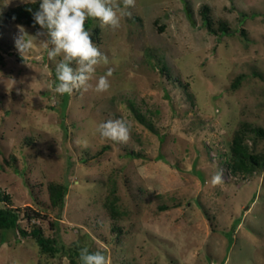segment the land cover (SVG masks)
<instances>
[{
  "label": "rangeland",
  "instance_id": "374dc122",
  "mask_svg": "<svg viewBox=\"0 0 264 264\" xmlns=\"http://www.w3.org/2000/svg\"><path fill=\"white\" fill-rule=\"evenodd\" d=\"M34 1L0 0V209H16L28 234L37 227L110 264H264V167L237 176L227 167L244 125L248 151L264 152L251 131L264 129V0H135L117 29L90 19L108 63L87 91L62 96L53 91L62 56L49 60L39 40L23 57L15 47L19 27L35 36L39 25L3 18ZM109 69L108 91L96 93ZM109 119L129 126L126 143L101 139ZM48 183L68 187L59 211ZM0 264L71 263L10 229L0 231Z\"/></svg>",
  "mask_w": 264,
  "mask_h": 264
},
{
  "label": "clouds",
  "instance_id": "9594fccd",
  "mask_svg": "<svg viewBox=\"0 0 264 264\" xmlns=\"http://www.w3.org/2000/svg\"><path fill=\"white\" fill-rule=\"evenodd\" d=\"M122 4L123 7L118 0H40L33 20L42 31L30 36L23 27H19L15 47L23 57L33 47V43L39 40L47 50L49 60L62 56L55 67L58 83L53 82L54 93L62 96L71 95L76 90L87 91L97 66L107 64L108 59L92 43L85 24L92 19L98 20L101 28H119L121 18L131 15L128 9L135 6V0H122ZM40 37L44 39H38ZM72 64L76 65L75 69L70 66ZM111 75L109 69L106 75L99 76L94 87L96 93L108 91V77ZM55 101L56 97L53 96ZM97 131L102 140L116 143H126L130 138L129 126L120 119L100 123ZM210 182L213 186L222 184V173L217 172ZM79 259L81 264H110L109 258L103 253H90L87 247L80 250Z\"/></svg>",
  "mask_w": 264,
  "mask_h": 264
},
{
  "label": "trees",
  "instance_id": "16d2710c",
  "mask_svg": "<svg viewBox=\"0 0 264 264\" xmlns=\"http://www.w3.org/2000/svg\"><path fill=\"white\" fill-rule=\"evenodd\" d=\"M40 1L36 0L30 3H24L6 10L3 15V18L8 23L19 24L27 27H36L38 25L34 24L33 14L38 9ZM202 14V25L208 30L211 29V21L208 17V7L204 6L201 11ZM90 19L86 22L85 28L89 29ZM239 31V30H238ZM93 33L98 34L97 30H93ZM227 28L225 26L220 27V35H227ZM242 33V31H241ZM91 40L93 37L91 36ZM240 78H238L234 84H232V89H236L237 83ZM141 121L144 123L143 118ZM247 127L244 125L233 134L231 144H230V158L229 162H227V167L229 173L233 176H237L240 174H251L257 169L264 167V152L260 154H253L248 151L247 145L244 143V134ZM249 130V129H248ZM256 136L264 139V129L255 128L251 129ZM11 160L15 161L12 157ZM67 185L65 184H57V183H48L46 185L47 198L49 201L50 209H57L58 211L62 209L64 198L67 194ZM7 200V197H0V202ZM113 201H110L105 204L106 208H108L109 214L113 219H117L119 213L115 210V206ZM19 214L16 209L12 208H3L0 209V231H6L10 229H16L20 233L23 238H26L28 235L33 238L39 246L40 253L44 255L52 256L53 258L57 255L67 256L71 264H81L79 259L80 250L85 246H80L74 243L70 247H66L62 244H58V242L52 238H46L41 230L37 227H34L29 234L20 229L18 226ZM89 252L93 251L90 247H87Z\"/></svg>",
  "mask_w": 264,
  "mask_h": 264
}]
</instances>
